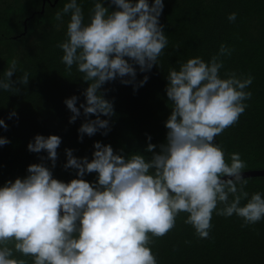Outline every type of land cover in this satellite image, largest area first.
<instances>
[{
    "label": "clouds",
    "instance_id": "1",
    "mask_svg": "<svg viewBox=\"0 0 264 264\" xmlns=\"http://www.w3.org/2000/svg\"><path fill=\"white\" fill-rule=\"evenodd\" d=\"M111 6L116 10L110 12L97 0L88 24L77 0L65 3L55 15L62 22L70 14L66 39L57 45L63 52L61 62L69 73L75 65L88 84L82 93L85 103L79 108L77 96L64 101L73 114L70 123L83 109L81 142L84 135L92 137L104 130L101 134L106 136L111 130L114 104L105 98L103 86L119 78L138 90L149 77L137 84V66L141 73L150 72L168 45L160 23L164 0L151 4L110 0ZM236 17L231 13L228 20L234 22ZM231 52L222 44L209 62L191 58L179 71H169L165 91L173 107L165 123L166 143L157 152L148 136L150 158L117 154L111 145L96 142L91 162L65 150L64 167L77 170L78 177L69 183L54 179L41 163L30 165L26 178L0 188V264H27L14 258V253L31 257L33 264H157L149 247L151 238L168 234L181 213L188 214L184 223L200 239L210 238L214 212L224 217L235 214L244 221L242 227L264 219L262 194L253 193L249 199L245 191L246 162L233 153L229 164L223 149L214 143L216 136L238 123L248 107L243 102L252 97L245 91L253 83L252 76L240 78L232 72L226 79L220 77L221 57ZM16 71L17 62L12 60L0 79V89L20 92L18 86L29 84L28 72L13 80ZM93 115L94 120L89 118ZM16 116L13 111L9 119ZM0 127L8 129L3 119ZM10 142L0 137V146ZM61 143L59 136L37 135L28 151H46L54 168ZM91 173L98 174L96 183L84 179ZM242 200H247L244 206Z\"/></svg>",
    "mask_w": 264,
    "mask_h": 264
},
{
    "label": "trees",
    "instance_id": "2",
    "mask_svg": "<svg viewBox=\"0 0 264 264\" xmlns=\"http://www.w3.org/2000/svg\"><path fill=\"white\" fill-rule=\"evenodd\" d=\"M70 0H0V79L12 60L17 62L13 80L24 72L30 74L28 85H20V92L0 89V119L8 125L0 127V137L11 142L0 146V188L8 181L24 179L30 165L43 163L53 178L64 183L77 179V170L65 169L66 149L73 150L78 159L91 162L94 144L111 145L114 152L130 156L135 153L150 158L146 151L150 143L159 146L166 143L165 123L173 107L166 95V77L171 69L179 71L188 59L200 57L206 63L226 45L232 50L223 56L220 77L235 72L240 78L252 76L253 83L245 91L252 97L245 100L246 111L238 123L214 138L231 163V154L239 153L247 164L243 171L264 170V0H164L160 23L168 38V45L158 58L157 66L141 73L137 66L136 83L149 77L148 82L134 91L133 85H124L117 78L103 86L105 98L114 104L115 115L110 120L108 135L97 132L79 138V128L86 122L81 116L70 123L73 115L64 101L77 96V107L85 103L82 93L88 87L83 74L74 65L71 73L61 62L63 52L57 47L66 39L70 14L57 21V11H62ZM97 0H77L84 13V23L90 22L91 9ZM109 11L110 0H102ZM150 4L154 0H149ZM236 13L234 22L228 20ZM125 79H128L127 77ZM15 111L16 117L9 119ZM90 119H96L93 115ZM109 119L108 117H100ZM37 135L59 136L56 166L47 159V152L31 153L28 144ZM41 157H44L42 160ZM97 173L86 174L89 183L97 182ZM249 179L245 191L249 199L259 192L264 198V177ZM247 200L241 201L244 206ZM222 207V205L218 206ZM187 213L176 218V225L164 237H152L149 245L157 258V264H264V219L242 227L244 221L236 216L212 215L210 238L200 239L195 229L187 225ZM11 246V245H10ZM14 258L31 257L14 253Z\"/></svg>",
    "mask_w": 264,
    "mask_h": 264
},
{
    "label": "water",
    "instance_id": "3",
    "mask_svg": "<svg viewBox=\"0 0 264 264\" xmlns=\"http://www.w3.org/2000/svg\"><path fill=\"white\" fill-rule=\"evenodd\" d=\"M242 173L243 178H253V177H264V170H250V171H243ZM227 179V178H225Z\"/></svg>",
    "mask_w": 264,
    "mask_h": 264
}]
</instances>
